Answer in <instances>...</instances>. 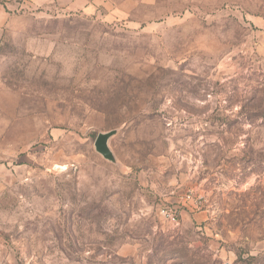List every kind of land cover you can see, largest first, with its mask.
I'll return each instance as SVG.
<instances>
[{"label":"rangeland","instance_id":"rangeland-1","mask_svg":"<svg viewBox=\"0 0 264 264\" xmlns=\"http://www.w3.org/2000/svg\"><path fill=\"white\" fill-rule=\"evenodd\" d=\"M89 1L0 39V264H264V0Z\"/></svg>","mask_w":264,"mask_h":264},{"label":"crops","instance_id":"crops-1","mask_svg":"<svg viewBox=\"0 0 264 264\" xmlns=\"http://www.w3.org/2000/svg\"><path fill=\"white\" fill-rule=\"evenodd\" d=\"M89 0H0V39L9 25L22 13V10L47 8L51 4H57L64 8L79 9L89 6Z\"/></svg>","mask_w":264,"mask_h":264},{"label":"water","instance_id":"water-1","mask_svg":"<svg viewBox=\"0 0 264 264\" xmlns=\"http://www.w3.org/2000/svg\"><path fill=\"white\" fill-rule=\"evenodd\" d=\"M116 133V130L100 133L95 142L96 150L106 159L115 161V156L110 148L109 140Z\"/></svg>","mask_w":264,"mask_h":264},{"label":"built area","instance_id":"built-area-1","mask_svg":"<svg viewBox=\"0 0 264 264\" xmlns=\"http://www.w3.org/2000/svg\"><path fill=\"white\" fill-rule=\"evenodd\" d=\"M163 213H164L165 215L171 217L172 219H176V218H175V217H176L175 214H173V213H169V212H167V210H164Z\"/></svg>","mask_w":264,"mask_h":264}]
</instances>
